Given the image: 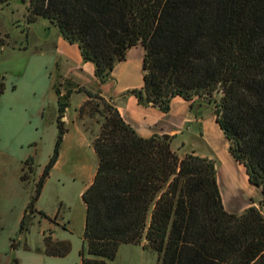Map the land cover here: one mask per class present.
<instances>
[{"label": "trees", "instance_id": "trees-1", "mask_svg": "<svg viewBox=\"0 0 264 264\" xmlns=\"http://www.w3.org/2000/svg\"><path fill=\"white\" fill-rule=\"evenodd\" d=\"M19 1L27 4L29 22L47 19L79 45L84 60L95 64L100 83L110 79L131 48L142 46L144 86L135 91L140 102L167 111L173 96L206 97L231 153L261 187L264 207V0ZM53 88L59 103L57 140L20 231L38 212L36 202L68 131L60 119L73 89L63 93L57 83ZM82 90L85 105L97 99L103 107L91 112L102 121L94 140L97 172L82 194L87 215L81 264H111L122 244L144 241L159 264H264L262 208L251 206L241 214L225 208L214 159L181 157L169 135L140 136L111 101ZM4 91L0 75V95ZM21 179L27 181V174ZM71 248L67 240L46 236V255L64 257Z\"/></svg>", "mask_w": 264, "mask_h": 264}, {"label": "rangeland", "instance_id": "rangeland-1", "mask_svg": "<svg viewBox=\"0 0 264 264\" xmlns=\"http://www.w3.org/2000/svg\"><path fill=\"white\" fill-rule=\"evenodd\" d=\"M61 34L47 19L29 22L27 4L19 0L0 5V40L7 35V44L0 47V75L5 81V91L0 95V264H15V259L18 264H80L82 259L87 207L81 191L88 177L85 167H77L73 161L79 155L75 150L61 147L59 163L52 168L36 202L38 212L26 219L28 229L20 231L57 140L59 103L53 84L57 83L62 92L67 89L56 69L62 62L60 47H56ZM80 97L74 96L71 103L69 97V111L60 121L67 129L79 122L94 146L102 117L99 113L92 116V107L101 110L103 106L97 99L85 105L87 99L74 110ZM90 150L84 147L81 151L92 160ZM23 174H27V181L21 179ZM50 234L54 240L71 242L66 257L44 253ZM143 244L145 241L122 244L111 264H159L158 254Z\"/></svg>", "mask_w": 264, "mask_h": 264}, {"label": "crops", "instance_id": "crops-1", "mask_svg": "<svg viewBox=\"0 0 264 264\" xmlns=\"http://www.w3.org/2000/svg\"><path fill=\"white\" fill-rule=\"evenodd\" d=\"M58 43L56 47L58 49L60 47L62 59V62L59 61L56 64L58 76L61 82L66 84L65 88L73 89L70 103L74 96H81L79 102L72 107L74 110L88 99L86 91H79V88L98 92L118 108L124 120L140 136L169 135L172 137L173 150L181 157L187 153H193L214 159L222 200L229 212L241 214L251 206L261 207L262 189L250 181L247 167L231 153L230 141L218 123L215 106L206 97L194 96L188 99L181 95L173 96L167 111L157 104H144L135 93L144 86V47L131 48L126 59L115 64L110 79L100 83L95 74V64L84 60L77 43L68 41L62 34L58 38ZM60 63L62 68H59ZM63 93H66V90ZM66 110L69 111V107ZM56 118L57 113L53 117L57 126ZM65 118L68 120L67 117ZM84 147H90L92 160H89L81 151ZM63 148H70L79 153L78 159L73 158V161L77 163L74 162L77 167H85L84 170L87 173L88 180L84 182L81 191L83 194L93 182L98 168V157L91 139L79 122L75 121L74 126L70 124L64 136ZM61 154L62 152L54 168L58 165ZM261 208L264 213V207Z\"/></svg>", "mask_w": 264, "mask_h": 264}]
</instances>
